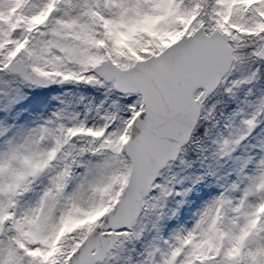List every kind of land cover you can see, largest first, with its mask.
I'll return each instance as SVG.
<instances>
[{"label":"snow or ice","instance_id":"1","mask_svg":"<svg viewBox=\"0 0 264 264\" xmlns=\"http://www.w3.org/2000/svg\"><path fill=\"white\" fill-rule=\"evenodd\" d=\"M261 80L264 0H0V112L55 83L107 105L101 123L0 125V264H264ZM225 165L239 195L159 237L175 169Z\"/></svg>","mask_w":264,"mask_h":264},{"label":"rangeland","instance_id":"2","mask_svg":"<svg viewBox=\"0 0 264 264\" xmlns=\"http://www.w3.org/2000/svg\"><path fill=\"white\" fill-rule=\"evenodd\" d=\"M257 65L258 63L251 66L252 68L249 69L248 75L254 72ZM50 85H53L54 89L47 102L31 106L29 108V115L17 120V123L13 125L7 124L2 115L0 118L1 125L4 127H11L12 134L21 135L38 124L55 119L58 114L62 117L75 115L78 116L79 119L87 118L89 124L102 122L100 116L103 115L107 108V105H104L103 108L99 109V113L97 112V107L104 99L102 89L95 91L97 88L96 86H84V84L74 83H55ZM246 94L247 91H243L239 98H244ZM63 122L67 123L68 121L65 119ZM261 127H264V124H262ZM0 130H2V128H0ZM224 134L226 135L227 133L225 132ZM255 135L256 134L253 133V136ZM261 135H264V133ZM249 141L253 144L257 143V140H253L251 137ZM249 141H246V143ZM235 182H237V177L231 175L227 176L224 182L218 184L212 190H198L197 199L193 207L183 215L180 222L172 223L161 228L159 237L170 238L173 233L179 230L191 228L198 218V215L221 194L233 198L237 197L239 192L233 190L231 187L232 183ZM166 199H168V197Z\"/></svg>","mask_w":264,"mask_h":264},{"label":"trees","instance_id":"3","mask_svg":"<svg viewBox=\"0 0 264 264\" xmlns=\"http://www.w3.org/2000/svg\"><path fill=\"white\" fill-rule=\"evenodd\" d=\"M256 64V63H254ZM253 65V64H252ZM245 67L241 71L236 73V76L239 77H246L248 76L249 69L252 68L251 66ZM260 68L258 64L254 71ZM84 86H87L84 84ZM248 87L250 86H241L236 90V96L240 97L243 91H247ZM90 88V87H88ZM257 88H264V80L257 82ZM54 86L47 85L42 87H33V88H25L23 95L24 99L22 102L16 105L15 109L12 111H5L0 112V118L3 115L4 120L7 124L13 125L17 123V120L24 118L26 115H29V108L35 104L47 102L50 96L53 93ZM246 89V90H245ZM98 91V88L95 89ZM1 125V120H0ZM178 163V162H177ZM231 162H229V165ZM229 165H225L224 168L220 169L217 172L216 176H206L203 180L199 182L193 183L191 180H182L181 178L186 175V172H181L179 169H175L177 172V179H180L181 182L175 184L173 194L168 197L164 201L165 208L163 209V218L158 223L157 235L159 236L161 228L172 224L178 223L181 221L183 215L193 207L197 199V192L200 189L204 190H212L218 184L225 181L228 175H225L226 172L229 171ZM193 175H199L203 168L198 164L194 169L188 170ZM179 193V194H177ZM173 212L175 215H173ZM154 217H149V222L151 224ZM151 233H147L145 240L151 239Z\"/></svg>","mask_w":264,"mask_h":264}]
</instances>
